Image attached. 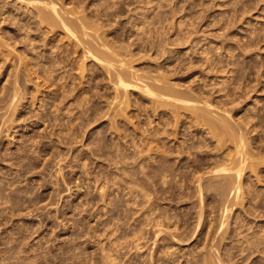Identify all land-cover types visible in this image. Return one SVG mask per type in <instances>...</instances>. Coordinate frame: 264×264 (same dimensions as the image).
Masks as SVG:
<instances>
[{"label": "rangeland", "instance_id": "374dc122", "mask_svg": "<svg viewBox=\"0 0 264 264\" xmlns=\"http://www.w3.org/2000/svg\"><path fill=\"white\" fill-rule=\"evenodd\" d=\"M20 1H0V264H264V0H58L80 42Z\"/></svg>", "mask_w": 264, "mask_h": 264}, {"label": "bare ground", "instance_id": "6f19581e", "mask_svg": "<svg viewBox=\"0 0 264 264\" xmlns=\"http://www.w3.org/2000/svg\"><path fill=\"white\" fill-rule=\"evenodd\" d=\"M0 1H1V0H0ZM21 1H25V0H21ZM21 1H20V2H21ZM27 1H28V2H33V1H34V2H39L38 5H39L40 2H41L40 5L43 4V5L46 7V8H44V9L49 8V9H47V11L49 10L48 12L45 11L44 13H39V11H40V7H38V6L36 7V9L39 8L38 12H37V10H36V12H37V14L39 13L40 16H41V17L39 16V17L41 18L40 21H42V22H43V21H44V22H47V24H48V23H49V24H52V25L55 24L56 26H58L59 24H56V21L59 19L57 22H60L62 25H64V26H65V29L67 28L68 30H70V31H71V34H72V33H74V34H78V32H77V33L75 32V31H76L75 28H77V29L80 31V33H82V35H84V33L81 32L82 28H80L79 26H78L79 28L77 27V22L75 21V20H76V16H75V20H74V19L70 20L71 18H74V15H75L74 13L78 10V8H79L78 6H77L78 8H77L76 11H75L74 9H71L72 11H70V8H69V9L66 8V7L63 8V5H62V7H61V9H60V5H61V4L57 5L58 0H27ZM6 2H7V1H6ZM17 2H18V1H17ZM80 2H81V1H80ZM1 3H3V2H1ZM59 3H60V2H59ZM76 3H77V2H76ZM9 4H10V3H9ZM13 4H14V3H13ZM21 4H22V3H21ZM34 4H36V3H34ZM77 4H78V3H77ZM79 4H80V3H79ZM3 5H4V4H3ZM3 5H2V7H3ZM16 5H17V4H16ZM22 5H23V4H22ZM22 5H21V6H22ZM40 5H39V6H40ZM34 6H35V5H34ZM58 6H59V7H58ZM2 7H1V8H2ZM18 7H19V6H18ZM84 7H85V6H84ZM13 8H14V7H13ZM13 8H12V9H13ZM22 8H23V6H22ZM62 8H63V9H68V10L70 11L71 14L73 13V16H72L71 14H69V13L67 14L68 10H64L65 12L67 11V12L65 13V12L62 10ZM6 9H7V8H6ZM12 9H11V10H12ZM41 9H42V8H41ZM75 9H76V8H75ZM81 9L83 10V8H81ZM85 9H86V8H85ZM20 10H21V9H20ZM82 10H81V11H82ZM41 11H42V10H41ZM41 11H40V12H41ZM61 11H63V13H64L65 15H66V14H67V15L64 17V16H63L64 14H61V13H62ZM73 11H75V12H73ZM86 11H87V10H86ZM34 12H35V11H34ZM36 12H35V14H36ZM42 12H43V11H42ZM77 12H79V11H77ZM83 12H84V10H83ZM94 12H95V11H94ZM104 13H106V12H104ZM68 15H69V17H70V15H71V18H70V19H69ZM87 15H88V14H87ZM29 16H30V15H29ZM31 16H32V15H31ZM36 16H38V15H36ZM77 16H80V15H77ZM4 17H5V16H4ZM25 17H27V16H25ZM33 17H34V16H33ZM92 17H93V16H92ZM66 18H67V19H66ZM90 18H91V17H90ZM55 19H56V20H55ZM68 19H69V21H72V22L75 21V22H76V26H72L73 23L71 24V22H70L72 29H71V27H70L69 22L67 21ZM20 20H22V19H20ZM77 20H79V18H78ZM80 20H81V17H80ZM82 20H83V19H82ZM34 21H35V23H37L38 20L36 21V19H35ZM0 22H1V21H0ZM30 22H31V24H33V21L30 20ZM38 22H39V21H38ZM87 22H88V21H87ZM1 23H2V22H1ZM31 24L28 25V26H30V27H31V26L34 27L33 30L39 28V27H38V24H37V25H36V24L31 25ZM80 24H81V22H80ZM52 25H50L49 27H51ZM62 25H60V26H62ZM73 25H75V24H73ZM86 25H87V24H86ZM88 25H89V24H88ZM19 26H20V25H19ZM36 26H37V27H36ZM64 26H63V27H64ZM32 27H31V28H32ZM47 27H48V26H47ZM63 27H61V28L63 29ZM85 27L88 28L87 26H85ZM85 27H83V28H85ZM89 27H90V25H89ZM0 28H1V27H0ZM55 28H56V27H55ZM55 28H54V25H53V28H51V29H54V30H55ZM73 28H74V29H73ZM90 28H92V27H90ZM95 28H96V27H95ZM97 28H98V27H97ZM1 29H2V28H1ZM80 29H81V30H80ZM31 30H32V29H31ZM48 30H49V29H48ZM63 30H64V29H63ZM78 30H77V31H78ZM83 30H84V29H83ZM98 30H99V29H98ZM50 31H51V30H50ZM73 31H74V32H73ZM48 32H49V31H48ZM55 32H56V31H55ZM64 32H65V30H64ZM68 32H69V31H68ZM85 32H86V31H85ZM88 32H89V31H88ZM66 33H67V32H66ZM90 33H91V32H90ZM95 33H96V32H95ZM33 34H34V33H33ZM35 34H36V33H35ZM71 34H69V35L71 36ZM37 35H38V34H37ZM79 35H80V34L77 35L78 37H76V39L79 38ZM82 35H81V38H83V40L86 39V38H84V36L82 37ZM85 35H86V33H85ZM87 35H88V34H87ZM94 35H95V34H94ZM3 36H4V35H3ZM67 36H68V35H67ZM74 36H76V35H74ZM74 36H73V38H74ZM88 36H90V34H89ZM3 38H4V37H3ZM53 38H54V37H53ZM71 38H72V37H71ZM81 38H80V39H81ZM80 39H78V40H76V41H79ZM33 40H34V39H33ZM47 40H48V38H47ZM49 40H50V39H49ZM81 41H82V39H81ZM85 41L87 42V40H85ZM79 42H80V41H79ZM86 42H85V43H86ZM48 43H50V42H45V43H43V44H44V45H48ZM52 43H53V42H52ZM76 43H78V42H76ZM78 44H79V43H78ZM80 44H84V42H83V43H80ZM87 44H88V43H87ZM56 45H57V44H56ZM37 46H38V45H37ZM44 47H45V46H44ZM46 47H47V46H46ZM85 47H86V46H85ZM87 47H88V46H87ZM88 48H90V50L92 49L91 46L88 47ZM53 59H54V58H53ZM208 59H209V58H208ZM54 61H55V60H54ZM212 61H215V60H212ZM212 61H211V62H212ZM26 62H27V61H26ZM49 62H50V60H49ZM56 62H57V63H56ZM56 62H55V63L58 64V61H56ZM27 63H28V62H27ZM55 63H54V65H55ZM50 64H52V63H50ZM169 92H171V95L174 94V92H172V91H169ZM169 92H167V93L169 94ZM175 94H176V93H175ZM176 95H178V94H176ZM176 95H175V96H176ZM173 97H174V95H173ZM176 97H177V96H176ZM178 97H181V96H178ZM186 97H187V96H186ZM174 98H175V97H174ZM183 98H184V96H183ZM188 98H189V97H188ZM190 98H191V97H190ZM198 98H200V97H198ZM179 99H180V98H179ZM202 99H203V98H202ZM204 99H205V98H204ZM175 100H177V99H175ZM181 101H182V100H181ZM183 101H184V100H183ZM186 102H187V101H186ZM186 102H185V103H186ZM190 105H191V104H190ZM192 105H194V104H192ZM203 106H204V105H203ZM210 106H211V105H210ZM189 107H190V106H189ZM193 107H195V106H193ZM197 108H198V107H197ZM204 108H205V107H204ZM204 108H203V109H204ZM207 108H208V107H207ZM210 108H211V107H210ZM192 109H193V108H192ZM192 111H196V110H192ZM197 111H198V110H197ZM192 113H193V112H192ZM195 113H196V112H195ZM199 113H200V111H199ZM201 113H202V112H201ZM201 113H200V114H201ZM204 114H205V113L203 112L202 115H204ZM195 115H196V114H195ZM195 115H194V116H195ZM202 115H201V116H202ZM205 115H206V114H205ZM198 116H199V115H198ZM201 116H199V118H200ZM206 116H207V115H206ZM208 116H209V115H208ZM197 118H198V117H197ZM204 118H205V117H204ZM211 118H212V117H211ZM201 119H202V118H201ZM208 119H209V118H208ZM213 119H214V118H213ZM199 120H200V119H199ZM209 120H211V119H209ZM215 120H216V119H215ZM224 120H225V119H224ZM226 120H227V119H226ZM177 121H178V120H177ZM193 121H194V120H193ZM195 121H196V120H195ZM195 121H194V122H195ZM207 121H208V120H205V122H207ZM211 121H213V120H211ZM178 122H179V121H178ZM200 122H201V121H200ZM200 122H199V123H200ZM214 122H216V121H213V122H211V123H214ZM220 122H221V121H220ZM220 122L218 121V124H220ZM228 122H230V121L228 120ZM176 123H177V122H176ZM209 123H210V121H209ZM209 123H208V124H209ZM211 123H210V124H211ZM222 123H224V121H222ZM226 124H227V123H226ZM226 124H224V125L227 126ZM192 125H193V124H192ZM231 125H232V124H231ZM195 126H196V125H195ZM216 126H217V125H216ZM191 127H192V126H191ZM211 127L214 128L215 126H211ZM217 127H218V126H217ZM217 127H216V128H217ZM219 127H220V125H219ZM221 127H222V126H221ZM221 127H220V128H221ZM216 128H215V129H216ZM222 128L225 129V127H222ZM227 129H228V128H227ZM230 129H231V128H230ZM233 129L235 130L236 128L233 127ZM221 130H222V129H221ZM236 130H237V129H236ZM236 130H235V131H236ZM223 131H224V130H223ZM225 131H226V129H225ZM235 131H233V132L235 133ZM227 132H228V131H227ZM230 132H231V131H230ZM233 132H231V133H233ZM167 134H168V133H167ZM239 138H240V137H239ZM241 140H242V139H241ZM183 144H184V143H183ZM181 148H182V147H181ZM185 148H186V147H184V149H185ZM188 148H189V147H188ZM189 150H190V149H189ZM190 153H191V152H190ZM189 159H190V158H189ZM189 161H190V160H189ZM193 164H194V163H193ZM217 167H218V166H217ZM222 168H223V167H222ZM228 168H229V167H228ZM240 168H241V167H240ZM220 169H221V168H220ZM225 169H227V168H225ZM236 169H237V168H236ZM238 169H239V168H238ZM238 169H237V170H238ZM223 170H224V169H223ZM226 171H227V170H226ZM240 171H241V169H240ZM240 171H237V172H240ZM223 172H225V171H223ZM228 172H229V171H228ZM234 172H236V170H235ZM220 174H221V173H220ZM220 174H219V175H220ZM225 174H226V173H225ZM236 174H237V173H235V175H236ZM238 174H239V173H238ZM195 175H196V174H195ZM212 175H213V173H212ZM215 175H216V174H215ZM235 175H234V176H235ZM239 175H240V174H239ZM241 175H242V174H241ZM224 176H225V175H224ZM227 176H228V175H227ZM208 177L210 178V175H209ZM211 177H212V176H211ZM222 177H223V175L221 176V178H222ZM224 178H225V177H224ZM235 178H236V177H235ZM238 178H239V177H238ZM238 178H237V179H238ZM240 178H241V176H240ZM198 179H199V178H198ZM198 179H197V180H198ZM210 179H211V178H210ZM225 180H226V178H225ZM228 180H229V179H228V177H227V181H228ZM232 180H233V179H232ZM240 180H241V179H240ZM178 181H179V180H178ZM200 181H201V180H200ZM223 181H224V180H223ZM237 181H238V180H237ZM165 183H166V182H165ZM198 183H199V182H198ZM203 183H204V182H203ZM205 183H206V182H205ZM216 183H217V182H216ZM216 183H215V184H216ZM219 183H220V182H219ZM230 183H232L231 179H230L229 184H230ZM225 184H226V183H225ZM225 184H224V185H225ZM229 184L227 183V185H229ZM233 184H234V181H233ZM238 184H239V183H238ZM240 184H241V183H240ZM227 185H226V186H227ZM230 185H231V184H230ZM199 186H200V185H199ZM219 186H220V184H219ZM234 186H235V184H234ZM239 186H240V185H239ZM202 187H203V186H202ZM202 187H201V188H202ZM236 187H237V186H236ZM201 188H200V189H201ZM205 188H206V187H205ZM226 188H227V187H226ZM228 189H229V188H228ZM234 189H235V188H234ZM197 190H198V189H197ZM221 190H222V188H221ZM230 190H231V189H230ZM239 190H240V189H239ZM239 190H238V192H239ZM208 191H209V190H208ZM225 191H227V190H225ZM200 192H201V191H199L198 194H199ZM223 193H224V191H223ZM227 193H228V192H227ZM202 194H203V193H202ZM221 194H222V193H221ZM225 194H226V193H225ZM200 195H201V194H200ZM226 195H227V194H226ZM237 195H238V193H237ZM202 197H203V196H202ZM222 197H223V196H222ZM226 197H227V196H226ZM200 199H201V198H200ZM204 200H205V199H204ZM203 202H204V201H203ZM201 204H203V203H201ZM227 212H228V211H227ZM225 216H226V215H225ZM150 218H151V217H150ZM150 218H149V219H150ZM152 220H153V219H152ZM158 223H159V222H158ZM224 223H225V222H224ZM200 224H201V223H200ZM158 225H159V224H158ZM154 226H155V225H154ZM162 229H163V228H162ZM162 229H161V230H162ZM201 231H202V230H201ZM159 232H160V231H159ZM163 232H164V231H163ZM141 233H142V232H141ZM171 233H172V232H171ZM162 234H163V233H162ZM174 234H175V233H174ZM164 235H165V233H164ZM140 236H141V235H140ZM176 236H177V235H176ZM139 240H140V238H139Z\"/></svg>", "mask_w": 264, "mask_h": 264}]
</instances>
